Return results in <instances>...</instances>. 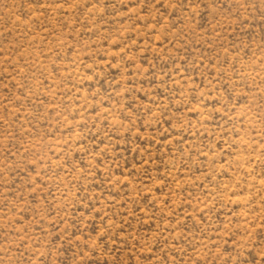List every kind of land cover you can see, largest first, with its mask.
Wrapping results in <instances>:
<instances>
[{
  "label": "rangeland",
  "instance_id": "1",
  "mask_svg": "<svg viewBox=\"0 0 264 264\" xmlns=\"http://www.w3.org/2000/svg\"><path fill=\"white\" fill-rule=\"evenodd\" d=\"M0 264H264V0H0Z\"/></svg>",
  "mask_w": 264,
  "mask_h": 264
}]
</instances>
